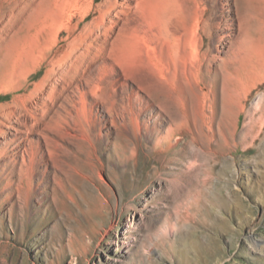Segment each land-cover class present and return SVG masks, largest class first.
<instances>
[{
    "label": "rangeland",
    "instance_id": "rangeland-1",
    "mask_svg": "<svg viewBox=\"0 0 264 264\" xmlns=\"http://www.w3.org/2000/svg\"><path fill=\"white\" fill-rule=\"evenodd\" d=\"M103 1L75 28V0H0V264H264V86L245 100L247 81H231L225 120L238 136L216 152L217 136L209 159L182 142L163 159L156 142L166 114L140 90L143 81L122 75L134 51L113 39L117 29L86 40L78 71L45 79L56 50ZM204 4L213 56L242 47L264 59V0ZM111 42L120 67L99 75ZM140 43L136 77L158 79L188 110L213 109L216 130L221 73L211 68L188 93L163 78L161 37ZM84 81H99L107 100L89 95L78 107ZM14 83L22 89L11 92ZM131 110L141 111L139 131Z\"/></svg>",
    "mask_w": 264,
    "mask_h": 264
},
{
    "label": "bare ground",
    "instance_id": "bare-ground-1",
    "mask_svg": "<svg viewBox=\"0 0 264 264\" xmlns=\"http://www.w3.org/2000/svg\"><path fill=\"white\" fill-rule=\"evenodd\" d=\"M94 1L75 0L73 9L79 15L75 28L88 18L92 12ZM204 2L205 0H104L94 10V16L91 17L86 29H83L68 44L56 50L52 67L47 70L45 79L53 72L65 77L67 68L74 72L78 71L83 63L82 60L89 53V48L92 47L88 46L86 40L95 33H98V36L106 37L108 33L115 32L117 29L113 39L125 42L134 51V55L132 53L129 61H127L129 68H126L127 70L120 68L122 75L131 80L143 81V84H140V90L146 92L149 98L166 114L167 121L163 123L165 126L164 135L160 140L161 142L156 140L158 152L163 154L162 158L164 159L166 152L182 142L186 148L187 146L199 148L198 154L192 153L194 158L201 152L209 159L210 156L220 151L219 148L223 147L222 143H227L229 140L233 141L238 136L236 122L229 124L225 120L227 114L232 112V102L229 101L228 96L231 81L242 79L247 81L248 87L244 95L246 100L252 90L264 86V59L259 60L254 53L252 55L251 51L241 49L242 47L232 50L229 55L213 56L208 45L211 37V23ZM119 23H121L120 26H118ZM151 36H158L162 39V56L165 60V63L163 62V70L165 71H162L163 78L175 84L179 83L181 90L192 93L194 81H198L205 72L209 73L211 68L216 70L215 77L219 72L221 73L224 115L216 125V130L213 129L216 122V113L213 109L209 116L188 110L178 99L175 100L174 96L166 92L165 85L158 79L145 80L144 77H136V74H139V68L136 67L139 65L141 67L140 58L145 48L140 42L145 44V40ZM216 42L219 47L223 44L221 37H216ZM115 44L116 42H111L109 49L104 51L103 56L99 53L95 54L97 57L101 55L105 58L99 67V75L105 76L113 71L116 72V68L120 67L115 59ZM96 49L99 52L98 46ZM85 50L87 53H84ZM218 52L220 53L219 50ZM109 60L115 62L116 65ZM212 64L216 65V68H213ZM144 76L147 77L149 74ZM100 79L99 76L98 80ZM99 84V81L92 83L84 81L81 84L86 91H79L78 107L84 106L89 95L92 98L102 96L103 101L107 100L103 96ZM22 85L21 83L11 84L9 90L11 92L20 91ZM233 90L238 89L233 87ZM47 93L49 96L50 92ZM263 101L264 97L262 98ZM113 106L114 102L110 101L107 106V111L110 114L113 113ZM145 106L148 107V104L145 103ZM74 108L77 115L78 110L75 104ZM139 112L141 111L131 110L128 113L129 120L133 123L132 127L137 131L140 130ZM236 117L239 118L240 113H237ZM111 123L115 126L113 120ZM216 137L215 152L211 148V144Z\"/></svg>",
    "mask_w": 264,
    "mask_h": 264
}]
</instances>
